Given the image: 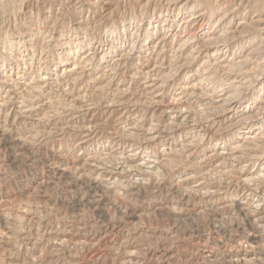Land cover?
<instances>
[{
  "label": "rangeland",
  "instance_id": "1",
  "mask_svg": "<svg viewBox=\"0 0 264 264\" xmlns=\"http://www.w3.org/2000/svg\"><path fill=\"white\" fill-rule=\"evenodd\" d=\"M103 1L106 0H90L95 5L94 12L82 8V4L89 0H17L22 5L17 22L25 13L29 16L38 13L39 18L31 28L32 42L26 45L25 55L19 59H0V136L6 137L0 144L4 149L0 153V264H125V259L117 262L118 252L109 255V251L114 240L120 241L130 233L122 236L121 225L109 224L106 206L115 210L120 202L129 198L126 194H134L135 211L125 223L137 225L142 222L157 235L170 229L165 234L173 237L167 244L147 250L143 257L136 248H128L124 254L127 264H264V231L252 227L253 218L264 213L260 201L264 197V176L258 177L259 180L256 178L257 183L256 179L247 182L237 180L233 175L238 166L245 174L263 173L264 164L260 158L248 157L246 149L253 145L247 147V143H242L245 145L239 148V158L215 157L216 149L227 151L239 138L234 133L235 127L215 130L208 121L220 114V108L212 107V110L211 106L216 105L214 100L223 93L227 98L233 96L234 101L239 100L243 107L250 102L251 112L254 111L259 99L264 97V78H261L264 77V57L253 56L242 67L246 74L241 76L246 77L245 81L249 79L242 90L229 84L237 65L230 66V70L214 58L204 57L203 51L198 58L187 59L183 69L177 68L175 58L172 62L168 59L165 62L160 56L161 64L157 69L159 77L165 80L157 95L153 96L148 89L145 92L143 79L139 76L152 62L151 56L140 48L144 34L149 36L148 31H153L149 27L146 31L145 27L158 25L164 20L171 22L175 14L177 18L180 14L188 18L194 10L212 16L209 28L211 21L213 23L226 13L223 27L230 22H251L252 15L256 14H261L264 21V0H109L106 10ZM106 11L109 13L104 24L99 21V14ZM229 19L232 21L227 23ZM3 24V14L0 13V25ZM190 32L192 28L184 36ZM255 32L258 37L253 41V47L264 35V29L255 27L248 31V35ZM196 34L197 42L203 44L205 39L198 31ZM93 37L104 41L99 46L105 54L115 48L114 52L103 55L104 61L100 62L98 51L99 55H94L88 63V71L81 70L79 64H75L73 73L60 71L63 67L57 66L60 55L70 45L78 48L76 44H80L81 47L87 39L84 49L77 52L76 57L72 56L67 65L78 61L82 54L91 50ZM236 37L239 36L225 42L232 44L225 54L229 56L228 64L236 63L237 52L243 54L248 50L246 44L239 42L240 37ZM230 51H234L233 58ZM121 54L125 57L120 64L108 65L111 58ZM15 55L19 56V53ZM186 71L193 74L187 82L184 80ZM4 78L6 84L2 82ZM185 85L194 86L195 94L184 96ZM182 88L185 92L179 94L184 91ZM3 125H7V132ZM257 128L254 126L251 130L255 132ZM260 133L264 134V126ZM28 141L36 143L39 148L34 157L35 165L26 167L16 176H9L16 166L17 152L25 159H32ZM53 146L65 152L77 148L79 158L71 163L78 171L83 166L95 177L92 180L94 189L102 190L108 185L111 200L105 197L96 207L88 203V197L83 201L78 196L71 200L53 198L48 189L59 181L61 175H68L64 169L71 166L67 159L55 156ZM53 158L63 161L61 168L44 167ZM217 169L228 173L223 174ZM45 185L47 187H43ZM224 205L226 207H222ZM197 213L201 217L199 226L186 231L171 227L175 217L191 219ZM100 224L107 225L106 230L101 229Z\"/></svg>",
  "mask_w": 264,
  "mask_h": 264
},
{
  "label": "bare ground",
  "instance_id": "2",
  "mask_svg": "<svg viewBox=\"0 0 264 264\" xmlns=\"http://www.w3.org/2000/svg\"><path fill=\"white\" fill-rule=\"evenodd\" d=\"M93 1V0H92ZM109 0H106L105 2L103 1L102 3H104V6H105V9L104 10H106L107 9V6H106V4H107V2H108ZM92 3V2H91ZM90 3V0H89V2H87V3H84V4H82V8H88V9H92L94 12H96V9H94V6H93V3L91 4ZM187 3V2H186ZM241 3V2H240ZM76 4V3H75ZM81 4V3H80ZM225 4V3H224ZM73 5V4H72ZM103 5V4H102ZM185 5V4H184ZM98 6V5H97ZM103 6V7H104ZM103 7H102V9H103ZM196 7V6H195ZM195 7H193V8H195ZM219 7V6H218ZM238 7V6H237ZM245 7V6H244ZM250 7V6H249ZM76 8V7H75ZM79 8V7H78ZM95 8H98V7H95ZM111 8V7H110ZM179 8V7H178ZM198 8V7H197ZM252 8V7H251ZM250 8V9H251ZM224 9V8H223ZM236 9V8H235ZM255 9V8H254ZM101 10V9H100ZM201 10V9H200ZM203 10H206L205 8L203 9ZM212 10V9H211ZM214 10V9H213ZM258 10V9H257ZM102 11V10H101ZM108 11V10H107ZM102 12V14H99L100 15V22L102 21L104 24L106 23V18H105V16H107L108 14L107 13H109V12ZM178 11V10H177ZM254 11H256V10H254ZM253 11V12H254ZM262 11V10H261ZM78 12V11H77ZM88 12V11H87ZM98 12V11H97ZM205 12V11H204ZM212 13L214 12V11H211ZM237 12V11H236ZM246 12H248V11H246ZM258 12V11H257ZM256 12V13H257ZM259 12H260V10H259ZM176 13H178V12H176ZM191 14L188 16V18H185V17H183V15L182 14H180L178 17H180V18H177V14H175L174 15V20H172L171 22H166V20H164L162 23H160V24H156V25H154V26H156V27H154L153 25H149V26H147V27H145L144 28V30H146V31H148V27H149V29H153V31H148V35L149 36H147L146 34H144V37H142L143 38V41H141L142 43H141V46H140V48H143V49H145V51H146V53L149 55V56H151L150 58H151V63L146 67V68H144L143 69V71L140 73V78L141 79H143V82L142 83H144L143 84V88L145 87L146 89H145V92H146V90L148 89V90H150L151 92H153L154 94H152L153 96L154 95H157L158 94V89H159V87H161V85H162V82L165 80V78H164V80H162V78H160L159 76V72H158V64H161V62H159L160 61V56L162 57V60L161 61H163V59H165V62H166V59H168V61L169 60H171V62H172V58L174 59L175 58V60H176V62L178 63V65H176L177 66V68H182L183 69V67H185V64L187 63V59H190L191 57L193 58H196L202 51H203V53H204V57H206L207 59H209V58H214L215 60H217L218 61V63L220 62V63H222V65L223 66H226V68L227 67H229L230 68V66H235V65H237V68H235V69H237L236 70V72H232L231 74L233 75V76H231L230 78H229V80H230V82H229V84H231V87H232V85L233 86H235L236 88H238V89H240V90H242V88L243 87H246V86H244L245 85V82L247 81V80H249V79H246V81H245V78H243L241 75L242 74H244L245 72V70H244V68H243V70L244 71H242V67H245L249 62H250V58L251 57H253V56H261L262 58L264 57V35H261L259 38H261L259 41H258V43H257V41H256V45H255V47H257V48H255V47H253L252 45V43H253V41L258 37V34H256V32H255V34H250V35H248V31L249 30H251V29H254L255 27L256 28H259V29H264V21H263V17L261 16V14L259 15V14H256V13H254V14H256V15H252V16H254V19H252L251 20V22H248V23H242V22H236L235 24H232V22H230V21H232V20H230L229 19V21H227V23L228 22H230V23H228L227 24V26H224L223 27V24H225V20H226V18H227V14L228 13H226V14H220L221 16L219 17V18H216L215 20H214V22L213 23H211L210 22V24H211V28H209L210 26H209V21L211 20L210 18H212V16H206V15H203V13H201L199 10H194L193 12H190ZM206 13V12H205ZM220 13V12H219ZM223 13V12H222ZM79 14H80V12H79ZM78 14V15H79ZM234 14H235V12H234ZM244 14V13H243ZM97 15V14H96ZM213 15V14H212ZM233 15V14H232ZM244 16V15H243ZM251 16V15H250ZM206 17V18H205ZM214 17H215V14H214ZM214 19V18H213ZM249 19V18H248ZM248 19H246L245 21H248ZM251 19V18H250ZM235 20V19H234ZM238 20H240V19H238ZM237 21V20H236ZM76 22V21H75ZM233 22H235V21H233ZM78 24V23H77ZM172 24H174V26H172ZM194 25H196V26H194ZM151 26V27H150ZM209 26V27H208ZM263 26V27H262ZM86 27V26H85ZM139 27V26H138ZM176 28L174 31H173V28ZM198 28V34H199V36L201 37V38H204L205 40L204 41H202L203 42V44L200 42V43H198L197 42V34H196V32H195V28ZM192 28V32H190L189 33V35H187V36H184V33L187 31V30H189V29H191ZM196 28V29H197ZM218 29V30H217ZM255 30H257V29H255ZM218 31H219V33H218ZM254 31V30H253ZM136 32V31H135ZM251 32V31H250ZM252 33V32H251ZM254 33V32H253ZM259 33V32H258ZM139 34V33H138ZM160 34V35H159ZM159 35V36H158ZM236 35H238L239 37H236V39L237 38H239V42L241 43V41H242V43L245 45H247L248 46V50L246 51V53H243V54H241L240 52H237V51H235V52H237V58H236V63H229L228 64V62H229V60L227 59V57H229V56H225V54H226V52L227 51H229V48L232 46V44H229V43H226L225 44V42H227V41H230L231 39H232V37H235ZM147 36V37H146ZM156 37L155 39H154V41L153 42H151L150 40L151 39H153V37ZM231 37V38H230ZM139 39V38H138ZM137 39V40H138ZM200 39V38H199ZM67 40H69V39H67ZM232 40H234V39H232ZM31 42H32V40H30ZM70 41H72V40H70ZM70 41H68V42H70ZM78 41V40H77ZM148 41V42H147ZM34 42V41H33ZM36 42V41H35ZM67 42V41H66ZM104 42V41H103ZM146 42V43H145ZM232 42V41H231ZM237 42V41H236ZM77 43V42H76ZM90 43V42H89ZM120 44H121V42H119ZM233 43V42H232ZM67 44V43H66ZM140 44V43H139ZM251 44V45H250ZM77 45V52H80V47H79V45L80 44H76ZM122 45V44H121ZM240 45V44H239ZM116 46V45H115ZM120 46V45H119ZM235 46H237V45H235ZM31 47V46H30ZM245 48H246V46H244ZM29 48V47H28ZM117 48V47H116ZM234 48V47H233ZM30 49V48H29ZM90 49L91 50H89L88 49V51L86 52V53H84V54H82L81 56H80V58H79V60L76 62H72V64H70V65H67V64H69L70 63V61H71V58H73V57H69L68 59H67V62L66 63H63V64H59V66H63L61 69H60V71H62V72H66L67 74H70V73H73L74 72V69H75V64H79L80 65V69L81 70H86V71H88V69H90L89 68V66H88V68H87V65H88V63L93 59V56L94 55H99L98 54V51H100V55H99V61L100 62H102V61H104L103 60V55H105V56H107V55H109L110 53H112V52H114V49H112V51H110L109 49V51L107 52V54H105V52L103 51V49L102 48H100V46H96L95 44L94 45H92L91 47H90ZM236 50V49H235ZM65 52V51H64ZM104 52V53H103ZM231 52V51H230ZM244 52V51H243ZM145 53V54H146ZM232 53V58L235 56V55H233L234 54V51H232L231 52ZM240 53V54H239ZM81 54V53H80ZM195 54V55H194ZM78 55V54H77ZM147 55V56H148ZM228 55V54H227ZM148 56V57H149ZM231 56V55H230ZM59 57V56H58ZM76 57V56H75ZM74 57V58H75ZM95 57V56H94ZM124 55H116V56H114L113 58H111V61H110V63L108 64L109 66L110 65H112L113 66V64L114 65H118V64H120L121 63V61L124 59ZM60 58V57H59ZM58 58V59H59ZM198 58V57H197ZM258 58V57H257ZM262 58L260 59V61H262ZM145 59V58H144ZM230 59H231V57H230ZM147 61L149 60V59H146ZM212 60V59H211ZM215 60H213V61H215ZM29 61V60H28ZM138 61H140V60H138ZM201 61V60H200ZM206 61V60H205ZM212 61V62H213ZM232 61V60H231ZM253 61V60H252ZM25 62V61H24ZM143 62V61H142ZM202 62V61H201ZM207 62V61H206ZM255 62H256V60H255ZM23 63V62H22ZM138 63V62H137ZM141 63V62H140ZM144 63V62H143ZM146 63V62H145ZM149 63V62H148ZM217 63V62H216ZM215 63V64H216ZM217 63V64H218ZM264 63V62H263ZM92 64V63H91ZM139 64V63H138ZM137 64V65H138ZM165 64V63H164ZM168 64V63H167ZM200 64V63H199ZM203 64V63H202ZM202 64H200V65H202ZM214 64V65H215ZM99 65V64H98ZM147 65V64H146ZM145 65V66H146ZM193 65V64H192ZM198 65V64H197ZM199 65V66H200ZM204 65V64H203ZM212 65V64H211ZM257 65V64H256ZM261 65H263V64H261ZM121 66V65H120ZM165 66H166V64H165ZM190 66H191V64H190ZM249 66V65H248ZM57 67V66H56ZM91 67V66H90ZM142 67V66H141ZM212 67V66H211ZM221 67V66H220ZM236 67V66H235ZM250 67V66H249ZM257 68H258V66H256ZM255 67V68H256ZM264 67V66H263ZM106 68V67H105ZM139 68V67H138ZM158 68V69H157ZM169 68V67H168ZM217 68V67H216ZM234 67H232V69H233ZM252 68V67H251ZM254 68V67H253ZM256 68V69H257ZM79 69V70H80ZM117 69V68H116ZM197 69H199V68H197ZM206 69H208V67L206 68ZM219 69V68H218ZM223 69V68H222ZM246 69V68H245ZM255 69V70H256ZM94 70V69H93ZM105 70V69H104ZM114 70V69H113ZM112 70V71H113ZM169 70V69H168ZM172 70H174V68L172 69ZM171 70V71H172ZM176 70V69H175ZM189 70V69H188ZM205 70V69H204ZM212 70V69H211ZM221 70V69H220ZM229 70V69H228ZM230 70H231V68H230ZM230 70H229V72H230ZM251 70V69H250ZM254 70V69H253ZM77 71V70H76ZM103 71V70H102ZM111 71V70H110ZM166 71V70H165ZM185 71V70H184ZM203 71V70H202ZM208 71V70H207ZM223 72L225 71L224 69L222 70ZM233 71H234V69H233ZM82 72V71H81ZM104 72V71H103ZM168 72V71H167ZM173 72V71H172ZM176 71H174L173 73H175ZM190 71H186V72H184V77H185V79L184 80H186V82L187 81H189L190 80V78L193 76V74H191V75H189L190 73H189ZM195 72H196V70H195ZM198 72V71H197ZM250 72V71H249ZM254 72V71H253ZM258 72V71H257ZM89 73V72H88ZM127 73V72H126ZM165 73V72H164ZM225 73V72H224ZM256 73V72H255ZM254 73V74H255ZM259 73V72H258ZM10 74V73H9ZM135 74H137V73H135ZM178 74V73H177ZM195 74V73H194ZM209 74V73H208ZM226 74H228V73H226ZM225 74V75H226ZM246 74V73H245ZM251 74V73H250ZM253 74V75H254ZM163 75H165V74H163ZM167 75V74H166ZM198 75V74H197ZM224 75V76H225ZM229 75V74H228ZM252 75V74H251ZM250 75V76H251ZM260 75H261V73H260ZM86 76V75H85ZM132 76V75H131ZM138 76V75H137ZM136 76V77H137ZM171 76H172V73H171ZM208 76V75H207ZM206 76V77H207ZM247 76V75H246ZM74 77H75V75H74ZM94 77V76H93ZM181 77H183V76H181ZM125 78H127V77H125ZM227 78V77H226ZM251 78V77H250ZM257 78V77H256ZM261 78H264V77H261ZM49 79V78H48ZM166 79H167V77H166ZM257 79H259V78H257ZM34 80V79H33ZM41 80V79H40ZM137 80V79H136ZM178 80V79H177ZM176 80V81H177ZM200 80V79H199ZM226 80V79H225ZM10 81V80H9ZM13 81V80H12ZM44 81H45V79H44ZM49 81V80H48ZM138 81V80H137ZM224 81V80H223ZM263 81V80H262ZM2 82H4L5 84H6V80H5V78H4V80H2ZM11 82V81H10ZM172 82H174V81H172ZM171 82V83H172ZM198 82V81H197ZM203 82V81H202ZM222 82V81H221ZM17 83V82H16ZM141 83V82H140ZM189 83V82H188ZM195 83V82H194ZM226 83V82H225ZM228 83V82H227ZM8 84V83H7ZM13 84V83H12ZM19 84H21V83H19ZM164 84V83H163ZM172 84H174V83H172ZM171 84V85H172ZM187 84V83H186ZM192 84V83H191ZM190 84V85H191ZM200 84V83H199ZM198 84V85H199ZM257 84V83H256ZM9 85V84H8ZM194 85V84H193ZM220 85H222V84H220ZM261 85H262V83H261ZM7 86V85H6ZM186 86V87H185ZM184 86V89L186 90L187 89V91H186V93H184V96H186L187 95V93H189V94H191V96H192V93L193 94H195V90H196V88L194 87V86H190V87H187L188 85H185ZM200 86V85H199ZM228 86H230V85H228ZM228 86H227V90H228ZM141 87V88H142ZM261 87V86H260ZM198 88V87H197ZM203 88V87H202ZM235 88V89H236ZM259 88V87H258ZM263 88H264V86H263ZM262 88V89H263ZM34 89V88H33ZM36 89V88H35ZM183 88H182V90H184ZM188 89H190L189 91H188ZM199 89H201V88H199ZM220 89V88H219ZM4 90V89H3ZM30 90V89H29ZM28 90V91H29ZM119 90V89H118ZM127 90V89H126ZM160 90H162V89H160ZM159 90V91H160ZM185 90L184 91H182V92H180L179 94H183V92H185ZM204 90V89H203ZM206 90V89H205ZM221 90V89H220ZM231 90V89H230ZM258 90V89H257ZM17 91V90H16ZM31 91V90H30ZM163 91V90H162ZM199 91V90H198ZM236 91H237V89H236ZM239 91V90H238ZM14 92V91H13ZM119 92V91H118ZM161 92V91H160ZM259 92V91H258ZM34 93V92H33ZM199 93V92H198ZM201 93V92H200ZM206 93H207V91H206ZM7 94V93H6ZM8 94H10V93H8ZM119 94H120V92H119ZM126 94V93H125ZM150 94V93H149ZM215 94H216V92H215ZM241 94V93H240ZM258 94V93H257ZM80 95V94H79ZM174 95V94H173ZM177 96H178V94H176ZM202 95V94H201ZM207 95V94H206ZM151 96V95H150ZM199 96H200V94H199ZM205 96V95H204ZM209 96V95H208ZM211 96V95H210ZM219 97H216V99L214 100V102L216 103V105H214V106H211V109H212V107H213V109H217V108H220L221 109V111L219 112L220 114H218V115H216V117L214 118V116H213V118H211V119H209L208 121L210 122V126L211 127H213V128H215V130H218V129H223V130H228V129H232V128H234L235 127V129H236V132L234 131V133H235V135H237V138H239V141L237 142V143H235L232 147H228V149H227V151H222V150H219L218 151V149H216L215 150V152H214V155H215V157H217V158H222V157H226V158H230V159H232V158H239L240 157V153L238 152L239 151V148L240 147H243L244 145L242 144V143H247V145H245V146H249V145H253V147H246L247 149H246V152H247V155H248V157L251 159V158H260L262 161L261 162H263V164H264V150H263V148H264V134L263 135H261V129L263 128V126H264V97L262 98V99H259V102H258V105L255 107V109H254V111L253 112H251V107H250V102H247L246 103V105L244 104V107L242 106V104L239 102L238 103V101H234V99H233V96L230 98H227V97H225V95H224V93L223 94H220V95H218ZM227 96V95H226ZM121 97V96H120ZM237 97V96H236ZM260 97V96H259ZM20 98V97H19ZM154 98V97H153ZM177 98V97H176ZM176 98H174V99H176ZM185 98V97H184ZM173 99V101H175ZM213 99V98H212ZM156 100V99H155ZM182 100V99H181ZM180 100V101H181ZM190 100V99H189ZM188 100V101H189ZM152 102V101H151ZM156 102V101H155ZM170 102V101H169ZM184 102V101H183ZM254 102V101H253ZM119 103V102H118ZM173 103V102H172ZM176 103H178V102H176ZM180 103V102H179ZM185 103V102H184ZM183 103V104H184ZM188 103V102H187ZM214 103V104H215ZM5 104V103H4ZM154 104V103H153ZM152 104V105H153ZM161 104V103H160ZM181 104V103H180ZM180 104H179V106H180ZM211 104H212V102H211ZM256 104V103H255ZM166 105V104H165ZM27 106V105H26ZM163 106V105H162ZM176 106V105H175ZM183 106V105H182ZM242 106V107H241ZM31 107V106H30ZM168 107V106H167ZM172 107V106H171ZM170 107V108H171ZM181 107V106H180ZM189 107V106H188ZM164 108V107H163ZM175 108V107H174ZM179 108V107H178ZM207 108V107H206ZM169 109V108H168ZM167 109V110H168ZM176 109V108H175ZM174 109V110H175ZM180 109V108H179ZM184 109H186L185 107H184ZM197 109V108H196ZM199 109V108H198ZM197 109V110H198ZM208 109V108H207ZM210 109V108H209ZM208 109V110H209ZM212 109V110H213ZM26 110V109H25ZM164 110H165V108H164ZM181 110V109H180ZM179 110V111H180ZM204 110V109H203ZM23 111H24V109H23ZM27 111V110H26ZM25 111V112H26ZM171 111H173V110H171ZM186 111V110H185ZM211 111V110H210ZM216 111H218V110H216ZM161 112V111H160ZM182 112H183V110H182ZM215 112V111H214ZM224 112V113H223ZM21 113V112H20ZM179 114L181 113V111L180 112H178ZM211 113H213V112H211ZM222 113V114H221ZM187 114V113H186ZM207 114V113H206ZM216 114H217V112H216ZM26 115V114H25ZM27 115H29V114H27ZM213 115H215V113L213 114ZM210 116V115H209ZM175 117V116H174ZM172 118V117H171ZM181 118V117H180ZM182 118H184V117H182ZM262 118V119H261ZM169 119V118H168ZM176 120V119H175ZM190 120V122H191V119H189ZM258 120H261V121H258ZM172 121V120H171ZM207 121V120H206ZM172 122H174V121H172ZM168 123H170V121L168 122ZM174 123H177V122H174ZM174 123H172L173 125H174ZM204 123H205V121H204ZM182 124H183V122H182ZM191 124H193V123H191ZM196 124V123H195ZM177 125H179V124H177ZM200 125V124H199ZM198 125V126H199ZM206 125V124H205ZM176 126V125H175ZM254 126H257L258 128H257V130L255 131V132H253L251 129H252V127H254ZM154 127H156V126H154ZM153 127V128H154ZM178 127H180V126H178ZM209 127V126H208ZM176 127H174V129H175ZM194 128V127H193ZM200 128V127H199ZM151 129V127L149 128V130ZM206 129H207V127H206ZM152 130V129H151ZM155 130H156V128H155ZM148 131V130H147ZM182 131V130H181ZM198 131V130H197ZM196 131V132H197ZM202 131V130H201ZM213 131V130H212ZM149 132V131H148ZM169 132V131H168ZM175 132V131H174ZM189 132V131H188ZM231 132V131H230ZM152 133V132H151ZM180 133V132H179ZM204 133V132H203ZM146 134V133H145ZM157 134V133H156ZM166 134V133H165ZM164 134V135H165ZM220 134V133H219ZM158 135V134H157ZM205 135V134H204ZM234 134H232V136H233ZM145 136V135H144ZM156 136V135H155ZM159 136V135H158ZM160 136H161V134H160ZM151 137V136H150ZM153 137V136H152ZM206 137V136H205ZM228 137V136H227ZM226 137V138H227ZM147 138V137H146ZM155 138V137H154ZM150 139V138H149ZM152 139V138H151ZM223 139V138H222ZM188 140V139H187ZM221 140V139H220ZM160 141V140H159ZM242 141V142H241ZM241 142V143H240ZM189 143H191V142H189ZM188 143V144H189ZM232 143V142H231ZM163 144V143H162ZM181 144V143H180ZM217 145H218V143H217ZM168 146H171V145H168ZM222 146V145H221ZM231 146V145H230ZM167 147V146H166ZM181 147V146H180ZM215 147V146H214ZM216 147H218V146H216ZM223 148V147H222ZM180 149V148H179ZM184 149V148H183ZM226 149V148H225ZM182 150V149H181ZM245 151V150H244ZM191 152V151H190ZM206 153V152H205ZM213 153V152H212ZM188 155V154H187ZM242 155H243V153H242ZM212 156V155H211ZM244 156V155H243ZM156 157V156H155ZM207 157H208V155H207ZM203 158H204V155H203ZM202 158V159H203ZM213 159H214V156L212 157ZM217 160V159H216ZM151 161V160H150ZM155 161V160H154ZM203 161V160H202ZM227 161V160H226ZM239 161V160H238ZM244 161V160H243ZM252 161V160H251ZM254 161V160H253ZM156 162V161H155ZM231 162V161H230ZM229 162V163H230ZM248 163V162H247ZM218 164V163H217ZM220 164V163H219ZM225 164H228V162L227 163H225ZM232 164V163H231ZM236 164V163H235ZM216 165V164H215ZM224 165V164H223ZM246 165V164H245ZM220 166V165H219ZM225 166H228V165H225ZM225 166H224V168H225ZM236 166H237V164H236ZM233 167V166H232ZM151 168V167H150ZM153 168V167H152ZM156 168V167H155ZM220 168H221V166H220ZM244 168V167H243ZM264 168V167H263ZM231 169H233V168H231ZM218 171H220V172H223V174L224 173H228L227 171H225V170H222V169H217ZM261 170V169H260ZM264 170V169H263ZM116 171V170H115ZM251 171V170H250ZM231 172V171H230ZM260 172H262V171H260ZM259 171L258 172H255V173H247V174H245L244 172H243V170L238 166V168H236V169H234L233 170V175H235V177L237 178V180H242V181H253L254 179H258L259 180V178H260V176H264V171H263V173H260ZM230 175V174H229ZM259 177V178H258ZM235 178V179H236ZM182 179V178H181ZM257 179H256V181H257ZM261 180V179H260ZM257 183H258V181H257ZM249 184V183H248ZM256 184V183H255ZM202 185V184H201ZM197 186V185H196ZM249 186V185H248ZM258 186V185H257ZM212 187V186H211ZM226 187H227V185H226ZM253 188V187H252ZM196 189V188H195ZM208 189V188H207ZM212 189V188H211ZM217 189V188H216ZM221 189V188H220ZM223 190V189H222ZM243 190V189H242ZM209 191V190H208ZM211 191V190H210ZM198 192H199V190H198ZM201 192V191H200ZM212 192V191H211ZM214 192V191H213ZM223 192V191H222ZM250 192V191H249ZM204 193V192H203ZM209 193V192H208ZM184 194V193H183ZM201 194V193H200ZM251 194H253V193H251ZM261 194V193H260ZM206 195V194H205ZM253 196V195H252ZM250 197V196H249ZM248 198V197H247ZM245 199V201H246V197L244 198ZM262 200H260V198H259V200L262 202L261 204L262 205H264V197H262L261 198ZM256 200V197H255V199H254V201ZM231 201V200H230ZM242 201V200H241ZM233 202V201H232ZM238 202H240V201H238ZM252 202V201H251ZM250 202V203H251ZM226 203H227V201H226ZM225 203V204H226ZM253 203V202H252ZM222 204V203H221ZM231 204V203H230ZM234 204V203H233ZM242 204V203H241ZM248 204V203H247ZM256 204H258L259 205V203H256ZM226 205H228V204H226ZM226 205H224V206H222V207H226ZM253 205V204H252ZM255 205V204H254ZM244 206V205H243ZM250 206V205H249ZM221 207V206H220ZM255 207V206H254ZM264 207V206H263ZM244 208H247V207H244ZM263 209V208H262ZM218 211H219V209H217ZM224 210V209H223ZM223 212V211H222ZM228 212V211H227ZM224 213H225V211H224ZM248 219V218H247ZM251 221V220H250ZM252 222H253V229H256V228H258V229H261L262 231H264V213L263 214H259V215H257L256 217H254L253 218V220H252ZM248 224H250V222L248 223ZM259 257L260 256H258V259H259ZM259 261V260H258ZM264 262V261H263ZM261 263V262H260Z\"/></svg>",
  "mask_w": 264,
  "mask_h": 264
},
{
  "label": "clouds",
  "instance_id": "3",
  "mask_svg": "<svg viewBox=\"0 0 264 264\" xmlns=\"http://www.w3.org/2000/svg\"><path fill=\"white\" fill-rule=\"evenodd\" d=\"M21 7V3H18L17 0H0V13L3 14L4 19V24L0 25V59H19L26 53V45L29 43L32 36L31 28L38 21L39 17L38 13H32L31 16L25 13L17 22L16 18L21 11ZM5 25L7 27H5ZM21 28H23V31H21ZM104 35L107 36L108 33H104ZM102 42L103 41L100 39L95 37L92 38V43L96 46H99ZM87 43V39L82 42L80 50H83ZM77 51L78 50L74 45H70L68 49L60 55V58L57 61V66H59V64L66 63L69 57L77 54ZM17 52L19 53V56L15 55ZM2 127L5 128L6 132L8 131L7 125H3ZM19 130L20 129L18 128L17 131ZM24 138L27 140V137ZM5 139V136H0V144H2ZM28 142L31 144L28 151L32 159H25L20 152H17V163L16 166L8 173L9 176H16L17 174L23 172L26 167L31 168L35 165L34 157L39 152V148L36 143L31 141ZM3 151L4 149L0 148V153ZM53 151L55 152L56 157H63L71 164L70 167L64 169L68 175H61L59 181L51 189H48L53 198L71 200L78 196L81 201H83L85 197H88V203L96 205V207L100 206L99 202L105 197H108L109 200H111L112 197L109 192L108 185H105L102 190L94 189L92 187V180H94L95 177L91 176L87 169H83V166L82 170L78 171L75 164L71 163L72 160L79 158L77 148H69L68 151L65 152L60 149H56L55 146H53ZM62 164L63 161L58 162L56 158H53L44 167L55 170L61 168ZM80 181L83 182L79 183ZM72 185H75V187H71ZM43 187L47 186L45 185ZM126 196L129 198L120 202L119 206L116 207L115 210H113L112 206H106V210L110 215L109 224L121 225L120 234L122 236L126 233H130L126 235V238L120 241L114 240L109 251V255H113L118 252L119 255L116 257L117 262L120 259H125V264H127V260L124 254L128 248H136L138 250V254L143 257L147 250L156 249L159 246L165 245L169 241L173 240L171 235L165 234L170 232V229H165V233L157 235L155 232H150L148 228H145L142 222L137 225L125 223L126 218L135 211L134 194H126ZM117 213L120 214L117 215ZM200 219L201 217L199 213L191 217V219L188 217L177 216L173 219L171 227L177 228L180 231H186L199 226ZM100 228L106 230L107 225L100 224Z\"/></svg>",
  "mask_w": 264,
  "mask_h": 264
}]
</instances>
